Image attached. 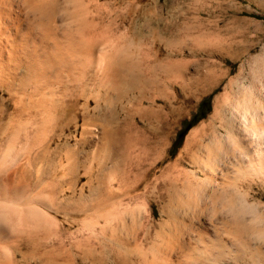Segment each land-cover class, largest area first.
<instances>
[{
  "label": "bare ground",
  "instance_id": "6f19581e",
  "mask_svg": "<svg viewBox=\"0 0 264 264\" xmlns=\"http://www.w3.org/2000/svg\"><path fill=\"white\" fill-rule=\"evenodd\" d=\"M87 1L0 0V89L7 94L0 99V264H247L239 250L220 249L248 245L246 236L252 233L247 228L253 220L246 219V227L239 216V205L251 196H244L241 182L248 174L264 176V106H257L254 122L244 113L235 117L234 110L223 117L225 136L231 135L234 146L223 150L221 159L220 133L208 131L212 135L206 138L192 130L184 145L188 163L176 160L162 167L163 144L182 112L175 107L178 95L183 101L192 97L194 80L183 72L187 61L131 56L132 41L118 42L124 33L102 28L91 6L94 0ZM176 25L165 30H181ZM156 68L172 70L180 82L158 86L156 94L148 95L152 76L145 75L148 81L139 95L162 103L152 114L140 112L155 123L145 135L132 138L130 119L121 120L114 103L125 93L122 84L134 85L138 79L141 84L138 72ZM218 107L215 118L223 116ZM133 143L142 145L135 156L137 172L130 168ZM145 197L161 203L159 222L148 205L142 215L136 213ZM220 199L230 218L222 213L223 205L222 215L211 218L219 209L212 203ZM209 203L213 210L206 213ZM183 207L208 232L205 242L191 233L194 225L188 234L179 230L178 208ZM255 250L246 255L250 252L253 262L264 259V250Z\"/></svg>",
  "mask_w": 264,
  "mask_h": 264
},
{
  "label": "rangeland",
  "instance_id": "374dc122",
  "mask_svg": "<svg viewBox=\"0 0 264 264\" xmlns=\"http://www.w3.org/2000/svg\"><path fill=\"white\" fill-rule=\"evenodd\" d=\"M86 1L87 0H85V3L88 2ZM89 3L90 2H88V4ZM92 4L91 6L92 7L94 6L95 9L94 14L97 15L96 20H98L99 22H103L102 25L99 24L100 26H102V28L105 25L112 28L117 35L120 33H124L125 36L122 37L124 39L120 38V40L119 39L117 40L118 42L124 43L126 42V40L132 41V43L135 46L132 44H131L132 46H130V50L128 51V53L131 56L143 57L144 55L145 56L148 55L151 58L153 54H158L159 57L163 56L164 59H166V57L168 59L172 58L173 60L175 58H178L179 59L178 61L180 62L182 60V63L185 60L187 61V68L182 70L184 74H186L185 77H189L191 82L194 80L192 82L193 84L191 83L189 86V91L192 97L190 99H185L183 101L181 95L180 94L178 95L179 101L176 103L175 107L176 109L180 108L182 112L181 114H178L176 115V117H174V124L170 136L168 137V140L165 141L163 144L162 154L165 156V158L163 159L161 166L164 167L166 163H169L171 161L173 162L176 160H179V162L182 161L181 163H188L186 159V153H184L186 152L184 151L185 150L184 145L186 138L192 132V130L193 131L196 130L197 134L200 136L202 135L201 132L202 133L204 132L205 135L204 137L206 138L207 136L208 137L211 136L213 131L214 133H216V131L219 132L220 135L223 136V137L220 136L219 138L221 139L219 142L221 146L220 150L222 149L220 156L221 159L225 155L223 154V152L228 148L230 149L231 147L234 146L233 140L232 138H230L231 135L225 136L227 129L225 128L223 129L225 125L224 124L225 120L223 117L230 115V110L232 112L234 110L233 114L235 117L237 116L238 118V115L244 113L245 114L244 118H246L249 122H251V120L253 119L252 122H254L255 121L254 113L257 112V106H262V107L264 106L263 105L264 92L262 91L264 90V86L260 87L261 86L260 84L264 83V74L261 75L260 73V72H264L263 69L264 68L263 67L264 66L263 64L264 63L263 61L264 60V0H94ZM150 22L152 24H150ZM179 24H181L180 25L181 30L178 26ZM166 25H176L177 28L179 29L175 30V28L172 29L169 28V30L167 29L168 30L167 32L165 30ZM188 26H191L189 27V30L188 28L186 29V27ZM99 30L102 29L99 28ZM154 30L156 31V33H154ZM162 38L164 39V41ZM169 40L170 42L171 41L172 42L170 43ZM164 42H167V44ZM232 51H233V55H232ZM166 53L167 55L165 56ZM260 60H262L263 62ZM254 61H256V63H254ZM260 62L262 63V67H259L261 65ZM153 71H151L152 73L148 71L149 72V73L147 72L148 74L138 72V76L141 79V84H140V80L138 79L134 82L135 83L134 85H130V86L126 84L125 85L122 84V86L120 85L123 91L125 90L124 91L125 93L122 97H120V99H118L117 101L118 104L114 103V109L116 110L115 112L119 114L120 119L122 120L127 117L128 120L130 119L129 120L130 128L127 130V132L131 135V137L133 136L132 138H135L137 136L141 137V135L143 134L145 135L148 132L149 128L155 123L153 116L150 117L151 119L149 118L147 120L141 118L142 112L148 110L147 112L148 113L150 112V114H152V110L153 113L157 111L160 108L159 105L162 103L161 99H157L154 102L152 100H145V99L143 100L141 98L140 95H142V93L140 88L144 86L143 82L145 80L148 81V78H151V76L153 78L154 76L153 79L151 78L153 83L150 82L151 81L150 79H149L150 81H148L147 83L148 90L151 88L150 91L148 92L146 90V93L148 95L149 94L154 95L157 93L156 90L158 86L160 87L161 86L163 87L164 85L169 86L171 82L173 83L174 81L177 80L178 82H180L181 79L177 77V74H175V72H173L172 70L165 71L164 73V71L160 72L156 68L155 72ZM209 73L211 76L209 75ZM141 74H142V78H141ZM221 74H223L225 78L223 75L221 77ZM145 75L146 76L148 75L147 79H145L146 78ZM254 76H256V78H254ZM251 78H253L255 81H252L253 79ZM238 80L239 81L241 80L242 83L244 84L241 85L247 88L243 89L242 86L240 85L241 81L239 83ZM250 80L254 84L251 82L249 83ZM237 82L238 84L236 85ZM230 83L232 85V86L230 85L231 88L234 87L233 89L231 88L229 89ZM151 84L152 87L150 86ZM207 85H212L213 87ZM256 85L259 86V89L263 94L261 92L260 93L258 92L259 90ZM239 87L241 88L239 89ZM253 88H257V89H253ZM176 89H178V87ZM242 89H243L242 92L243 95L240 94ZM255 91L257 94L255 93ZM224 93H226L227 95H225ZM230 93L232 94L230 95ZM236 94L239 96H237ZM241 96L243 97L242 100H241ZM224 97L227 98L225 102H223ZM260 97L263 98L261 99ZM2 98L7 99V94L5 90L0 89V99ZM133 98L135 99V101ZM248 98L249 100H247ZM239 99L240 101H238ZM231 100L233 102H231ZM220 102L221 103L223 102L224 104L222 105ZM216 105L217 107L220 106L218 108H222L223 116H217L215 118V115L213 114L214 112L213 109ZM136 109L139 110L137 111ZM218 117L220 119H218ZM208 124H210V126ZM198 129L200 134L198 133ZM250 129H253V126ZM208 131H211L212 133L211 132L207 133ZM200 136L197 137L199 140H200ZM140 145H141L140 143L139 144L133 143L132 146H130L129 148V151L131 152L130 155L132 158V163H131L132 167H130L132 172H137L138 170L137 167H135L137 166L135 156L140 151ZM222 145L226 149H224ZM133 167L136 169L134 170ZM256 176L253 174L245 175L244 179L241 182L242 189L244 190V196H246L247 194H251L252 196V197L249 195H248L249 197L246 196L248 197L247 200L245 199L247 205L246 202H243V204L246 205V207L243 204L241 206L239 205L240 208L239 216L242 214V219H245V221L247 220L250 221V219L253 220L252 223H250L251 226L248 225L247 228L248 230L252 231V233L249 232L248 235L246 236V240H248L247 241L248 245L245 244L239 246L236 245L227 246V244H225L227 248L224 246L223 249H220L222 248V246L220 247L217 246V248L215 246V249L213 248V250L218 251L220 249L225 253H227L231 248H235L239 250V253L242 254L243 261L247 264H251V262H253V259L250 258V252L252 249L254 250L256 248L255 252H257L259 249L260 250L262 249L261 251L264 250V244H262L264 243V180H261V177H263L264 179V176L258 175V179ZM245 177L247 178V180ZM258 180H261V182L263 181V183H261ZM245 181L248 182L246 183ZM244 198L245 197H243V200ZM141 200L138 202L136 206L135 209L136 213L142 215L145 211V207H147L148 205V207L150 208L149 210H151L152 214H154L153 220L155 222H159L161 219L160 211H159L161 203L160 202L158 203L157 201L155 202L151 201L145 197L146 201H144V203L142 202L141 204L140 203ZM222 201L223 200L220 199V200H216L215 204L212 203L213 204L212 207L216 211L218 208L219 209L218 212H216V216H212L211 218L215 219L216 217L220 216V214L222 215V213L225 214L226 217L229 218L231 217L230 212L226 210L227 206L225 201L224 202ZM239 203L240 204L242 203L241 198H239ZM208 205H209V209H205L206 213H209L208 211L213 210L210 203ZM221 206L223 208L225 207L224 209L228 212H226L223 208L222 209L224 210V212H222V210H220ZM247 206L251 208V211L247 210ZM179 209L181 210V212H179L180 211ZM243 210H245L244 214H243ZM178 212L180 216L182 215L181 217L182 219L178 218V220L181 219L180 222H178L181 223L179 226L180 227L179 230L182 231L184 230L183 232L180 231V233L182 232L184 235L188 234V232L190 233V231L188 230H191L192 225H194L195 229L192 227L193 231L191 233L195 234L196 237L201 236L200 239L203 240V242H205L204 238L206 239V237H208L209 234H207L208 232L204 234L205 230L203 229V227L201 228V226L194 223V220L190 216L191 211L189 210V208L188 209L185 207H183L182 209L178 208ZM210 214L212 215L211 212ZM245 221L243 220V223L246 226L248 221L246 223ZM250 235L251 237L249 238ZM249 239H251V241ZM200 242L202 241H199L198 243L199 246L204 244L203 242L202 243ZM258 245H262V246L260 247ZM247 251H250L248 252L249 255L248 254L246 255ZM256 259L258 262L256 261ZM256 259H254L253 264H258L260 261L264 260L262 258L260 260L259 257ZM227 263L232 264L229 261L225 262V264ZM260 264H264V263L261 262Z\"/></svg>",
  "mask_w": 264,
  "mask_h": 264
},
{
  "label": "crops",
  "instance_id": "0c3cea01",
  "mask_svg": "<svg viewBox=\"0 0 264 264\" xmlns=\"http://www.w3.org/2000/svg\"><path fill=\"white\" fill-rule=\"evenodd\" d=\"M150 24H152V23L150 22Z\"/></svg>",
  "mask_w": 264,
  "mask_h": 264
}]
</instances>
